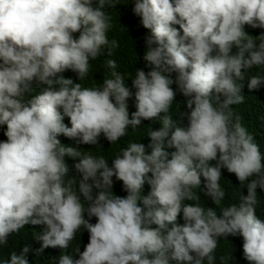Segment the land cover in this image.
Returning <instances> with one entry per match:
<instances>
[{"label": "clouds", "instance_id": "clouds-1", "mask_svg": "<svg viewBox=\"0 0 264 264\" xmlns=\"http://www.w3.org/2000/svg\"><path fill=\"white\" fill-rule=\"evenodd\" d=\"M133 2V13L151 30L143 57L151 70L137 69L132 78L137 110L130 119L133 92L115 71V60H107L112 78L97 87L82 88L62 75L71 69L83 79L104 46L109 55L119 46L108 39L112 25L105 11L115 8L116 0H95V7L94 0H0V127L7 126V140L0 141V244L31 223L46 225L36 234L42 248L67 249L82 228L90 233L79 259L61 254L58 264H215L220 237L239 234L245 258L264 264V219L255 208L257 189L264 191V154L240 118L233 122L230 107L244 99L237 81L264 64V35L257 45L244 31L245 24L264 28V0ZM34 81L42 90L26 100ZM248 81L254 89L264 76ZM177 91L187 98L190 112L182 114L187 127L167 115ZM157 117L162 127L149 132L151 153L133 142L111 166L104 157L82 154L58 139L63 134L77 144L95 145L103 133L112 144L129 126ZM65 156L77 161L80 179L65 181L70 171ZM222 168L242 184L256 177L246 185L243 203L220 215L183 203L199 199L192 189L200 188L203 176L205 194L218 205L225 195ZM113 176L123 181L126 197L106 191ZM145 183L151 191L141 197ZM181 212L183 225L177 224ZM85 213L97 222L90 223ZM29 251L28 246L13 251L0 264H28Z\"/></svg>", "mask_w": 264, "mask_h": 264}, {"label": "trees", "instance_id": "trees-1", "mask_svg": "<svg viewBox=\"0 0 264 264\" xmlns=\"http://www.w3.org/2000/svg\"><path fill=\"white\" fill-rule=\"evenodd\" d=\"M93 6L95 7V0ZM134 7L133 0H116V7H106L105 11L110 15L112 27L108 30L107 36L109 41L116 40L118 47L112 48L111 55H109V49L104 46L102 49V55L96 59L89 61L90 68L88 73L83 79L79 80L78 74L68 69L62 75L65 78L73 80V83H80L82 88H93L103 83L105 78H112L111 69L108 64V59L116 61L117 66L115 71L121 73L124 76L125 84L129 86L133 92V96L128 100L129 118L131 114L135 112V89L132 87V78H135L137 69H142L147 74L151 68L147 66L148 62L144 60V54L147 50L145 38L151 34V30L143 27L140 23V17L136 16L132 8ZM258 23V22H257ZM179 29V25H175ZM180 34L183 35L182 29H179ZM244 31L249 35V39H253L254 42L259 45L261 36L264 35V28L253 27L252 25L245 24ZM74 38H78L79 32L73 33ZM232 51L235 53L237 49L234 47ZM176 73H172L171 77L175 79ZM252 76H264V64L254 65L252 68L245 72V79L237 81L238 84H242L241 95L244 96L243 102L231 105L232 120L236 121L237 117L240 118V123L244 126L249 134L254 138V142L259 145L260 151L264 154V83H261L254 89H249L248 83ZM72 85H69L71 87ZM32 87L34 92L26 93L25 99H29L32 95L37 94L42 89L37 86L35 81ZM43 87V85H41ZM175 91L177 86L174 83L171 85ZM214 96L219 95L221 101L224 99L222 94H217L213 90ZM186 97L176 92L175 100L172 102L167 115H171L173 120L181 126H188L187 116L182 114L186 111L190 112L186 106ZM62 111V110H61ZM165 113H161V116ZM67 126L71 127L70 118L65 117L63 121ZM6 125L0 127V141H6L7 137L4 135ZM162 127L160 123V117L154 120L142 119L141 124L132 129L128 127L127 134L121 137L116 142H109L106 137L101 133L98 138V143L95 145L77 144L76 138H69L61 134L58 139L63 145L76 147L82 154L93 155L94 157H104L108 161L109 166L112 165V159L120 154L121 150L128 147L130 143H142L145 145L146 154L151 153V149L148 145L151 143V138L148 136L152 130H159ZM170 138V137H169ZM167 139L165 144H167ZM168 152L175 151V148H167ZM171 158V157H169ZM65 161L70 169L65 181H68L75 176L77 179L81 178V174L74 168V164L77 162L74 158L65 156ZM215 161L210 162L214 164ZM222 176L220 178V186L225 195L217 205L213 202L210 196H207L205 188V178L201 176V185L192 189L193 195L199 197V199L185 200L186 204H199L207 211L208 207L213 208L218 215L221 214L222 209L231 206L233 204L243 203L241 197L248 195L247 184L250 180L256 179L255 176L249 177L248 180L242 182L238 179L235 173L229 172L227 168L221 169ZM151 176V173L148 174ZM113 185L112 189H106L110 194L121 197H126L128 193L124 190L123 181L117 180L115 176L112 177ZM74 188L77 185H73ZM97 190H93V195ZM151 191V185L145 183L140 196L147 195ZM258 203L255 206L256 214L258 218L264 219V191L257 189ZM82 202L87 207L88 202ZM85 219H89L90 223L95 224L97 222L96 217L89 218L85 213ZM177 224L183 225V213L181 212L177 217ZM172 225H169L171 227ZM153 228L157 227L152 225ZM46 228V225H33L31 223L26 224L17 233H10L7 238L6 244H0V262L5 259L10 260L11 252L15 251L19 253L23 247L28 246L30 251L27 254L28 264H58V259L61 254H70L73 259H79L80 254L85 250V246L89 243L90 233L82 228L77 232L75 239L69 242L67 249H61L59 247H47L42 248V241L36 239V234H42ZM243 237L241 235H231L226 237H220L217 243V247L214 250L215 264H255L254 261H249L245 258L243 250ZM79 249V251H77ZM224 258L222 261L221 258ZM170 264H175V261H171ZM204 264H208L204 262Z\"/></svg>", "mask_w": 264, "mask_h": 264}]
</instances>
